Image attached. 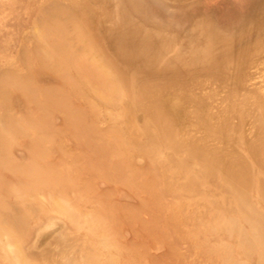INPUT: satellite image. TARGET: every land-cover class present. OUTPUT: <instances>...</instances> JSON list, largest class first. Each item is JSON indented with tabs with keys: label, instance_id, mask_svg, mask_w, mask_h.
Masks as SVG:
<instances>
[{
	"label": "rangeland",
	"instance_id": "1",
	"mask_svg": "<svg viewBox=\"0 0 264 264\" xmlns=\"http://www.w3.org/2000/svg\"><path fill=\"white\" fill-rule=\"evenodd\" d=\"M0 264H264V0H0Z\"/></svg>",
	"mask_w": 264,
	"mask_h": 264
},
{
	"label": "bare ground",
	"instance_id": "2",
	"mask_svg": "<svg viewBox=\"0 0 264 264\" xmlns=\"http://www.w3.org/2000/svg\"><path fill=\"white\" fill-rule=\"evenodd\" d=\"M262 1V0H261ZM94 2V1H93ZM110 3V2H109ZM104 4V3H103ZM62 5V4H61ZM77 5H78V3H77ZM181 5V4H180ZM120 7V6H119ZM69 8V7H68ZM91 9V8H90ZM64 12V15L66 16V19L68 18L70 21H72V18H74V17H79V16H81L80 14H75V13H73V9L71 8V10H69V9H64V8H61L60 6H57V5H50V7H48V8H45V11H44V14L46 15V16H51V18L53 19V21L55 22V21H58L59 20V17H58V13L57 12ZM125 11V10H124ZM96 12V11H95ZM113 12V11H112ZM116 12V11H115ZM114 12V13H115ZM130 13V12H129ZM73 14V15H72ZM63 15V16H64ZM89 15V14H88ZM96 15V14H95ZM94 15V16H95ZM121 15V14H120ZM62 16V17H63ZM61 17V16H60ZM124 17V16H123ZM95 18H96V16H95ZM94 18V19H95ZM69 20H67V21H69ZM112 20V19H111ZM206 21V20H205ZM205 21H204V23H205ZM263 21V20H262ZM112 22V21H111ZM207 22V21H206ZM256 22V21H255ZM254 22V23H255ZM129 23V22H128ZM252 24V23H251ZM97 26V25H96ZM255 27V26H254ZM261 28V27H260ZM254 30V29H253ZM251 31V30H250ZM101 33V32H100ZM107 33H108V31H107ZM129 36V35H128ZM139 36L141 37V38H147V37H149V35H147V34H145L144 33V31L143 30H140L139 31ZM152 39H155V40H158L159 39V35L158 34H153L152 36H150ZM149 37V38H150ZM206 37V36H205ZM262 37V36H261ZM111 39H113V38H111ZM124 39H126V38H124ZM88 40H89V38H88ZM112 41V40H111ZM113 41H115V40H113ZM125 42V41H124ZM223 42V41H222ZM115 43V42H114ZM227 43V42H226ZM92 43H91V41L89 40V44H87V47L86 48H84V49H81V51H86V52H92V55H91V58H93L94 60L95 59H97L98 61L96 62V60H95V62H96V64L97 65H99V66H97L98 68H99V70H100V72L101 73H103V75L105 76V77H114V76H116L115 74H116V72H113V69L115 68V69H117V67H115V66H113V65H111V63L110 62H105V61H103V59H101L100 58V56L101 55H99V53L98 52H96V51H94V53H93V51H92V45H91ZM109 44V43H108ZM108 44H106V45H108ZM113 45H115V44H113ZM167 46V45H166ZM195 46H197V45H195ZM252 45H246V46H244L243 48H242V50L240 51V53H236V54H233V53H231L232 55H230V56H227V57H225V58H223V59H221V60H219L218 62H221V61H225V60H227V59H230V58H232V57H236V56H242V54L246 51V50H249L250 48H253V47H251ZM201 48V47H200ZM198 49V48H197ZM125 50V49H124ZM256 50V49H255ZM262 50V49H261ZM260 50V51H261ZM179 51V50H178ZM223 51H224V49H223ZM237 51V50H236ZM200 52V51H199ZM198 53V52H197ZM165 54V53H164ZM119 55V54H118ZM205 55V54H204ZM244 55V54H243ZM225 56V55H224ZM152 57H154V56H152ZM205 57V56H204ZM217 59V58H216ZM220 59V58H219ZM239 59H241V58H239ZM93 60V61H94ZM100 60H102V63H100ZM237 60V59H236ZM173 61V60H172ZM182 61V60H181ZM184 61V60H183ZM241 60H239V62H240ZM172 63V62H171ZM221 65V64H220ZM211 66V65H210ZM217 66V65H216ZM154 68V67H153ZM153 68H151V69H153ZM173 68V67H172ZM171 68V69H172ZM157 69V68H156ZM159 70L161 69V68H158ZM174 70H175V68H173ZM118 70V69H117ZM191 70V69H190ZM201 70V69H200ZM199 70V71H200ZM205 70V69H204ZM157 71V70H156ZM173 71V70H172ZM183 71V70H182ZM187 71V70H186ZM185 71V73H188V72H186ZM191 71H194L193 69L191 70ZM144 72V71H143ZM152 72V71H151ZM159 72V71H158ZM198 72V71H197ZM201 72V71H200ZM162 73V72H161ZM179 73V72H178ZM184 73V74H185ZM155 74V73H154ZM153 74V75H154ZM183 74V73H182ZM110 75V76H109ZM185 76V75H184ZM117 77V76H116ZM164 77V76H163ZM153 78V77H152ZM156 78V77H155ZM179 78V77H178ZM111 79V78H110ZM111 81H114V80H111ZM115 83H118V79H116V81H114ZM131 82V81H130ZM176 84L177 83H175L174 81H169V80H165V81H163V82H161V83H148V84H145V85H143V87L141 88V91L139 92V93H143V94H145V95H147L148 97H149V93H151V91H153L154 89H157V88H163L164 87V89H170V88H172V87H176ZM211 84V83H210ZM160 86H163V87H160ZM151 97V96H150ZM149 97V98H150ZM181 98V97H180ZM180 98H178V96H177V98H175L174 99V97L173 96H170V95H165V98L163 99L164 100V102H165V106L167 105H172L173 106V104H174V106L176 105L175 103H178L177 102V100L179 99L180 100ZM149 100V103L151 102L152 103V100H154V99H152L151 100V98L150 99H148ZM164 102H163V104H164ZM182 103V100H181V102L179 103V105H182L181 104ZM184 103V102H183ZM185 104H183V106H184ZM166 106V107H167ZM177 107H178V104H177ZM172 108V107H171ZM176 107H174V109H175ZM135 110V109H134ZM171 111V110H170ZM135 112V111H134ZM172 114V113H171ZM136 115V114H135ZM134 115V116H135ZM180 116V115H179ZM193 118V117H192ZM175 119V118H174ZM179 119H180V117H179ZM135 121V120H134ZM177 121V120H176ZM180 121V120H179ZM189 130V129H188ZM239 131V130H238ZM254 133V132H253ZM193 135H195V134H193ZM192 135V136H193ZM250 136V135H249ZM196 137V136H195ZM201 137V136H200ZM199 137V138H200ZM198 138V137H197ZM195 141V140H194ZM211 149V148H210ZM256 149V148H255ZM23 156V155H22ZM132 157V156H131ZM141 159H143L142 157H141ZM144 161V160H143ZM141 163H143V162H141ZM140 166V165H139ZM138 166V167H139ZM192 169V168H191ZM194 171H195V169H194ZM196 171H198V169L196 170ZM175 182V181H174ZM238 185V184H237ZM177 187H178V185H177ZM241 187V186H240ZM54 218V217H53ZM51 218H49V220H50ZM52 220V219H51ZM54 220H55V218H54ZM53 220V221H54ZM47 221V220H46ZM48 222V224L50 223L49 221H47ZM46 223V222H45ZM52 223H54V222H52L51 221V224ZM48 224H46V225H48ZM56 224V223H55ZM63 226H64V224H62ZM61 225V226H62ZM55 226V225H54ZM54 226L53 227H51V225L49 226V228L50 229H52V228H54ZM62 226V227H63ZM44 227V226H43ZM58 227V226H57ZM65 227V226H64ZM49 228H48V231L46 232L45 231V229H43L44 230V233H40L39 235V237L40 238H42V237H45L44 236V234H45V232H46V234L48 233V241H49V239H51V238H49V231H51V230H49ZM56 228V227H55ZM54 228V229H55ZM59 229L61 228L60 226L58 227ZM57 230V228H56V230L57 231H60V230ZM63 229V228H62ZM39 230V229H38ZM38 230H36V232H38ZM41 230V229H40ZM39 230V231H40ZM63 230H65V229H63ZM63 230H62V232H63ZM36 232H35V234H36ZM43 232V231H42ZM53 232L54 231H52V234H53ZM56 232V231H55ZM54 232V233H55ZM61 232V231H60ZM62 232H61V234H62ZM64 233V232H63ZM55 234H60V233H55ZM60 234V235H61ZM41 235H42V237H41ZM54 235V234H53ZM34 236V235H33ZM50 236H52V235H50ZM56 236V235H55ZM38 237V236H37ZM37 237H35V239H37ZM47 237V236H46ZM56 237H58V236H56ZM60 237V236H59ZM33 239V238H32ZM39 239V238H38ZM45 239V238H44ZM43 239V240H44ZM53 239L54 238H52V241H53ZM42 240V241H43ZM62 240V239H61ZM34 241V240H33ZM37 240H35V242H36ZM48 241H45L46 242V244H48L47 242ZM39 242V244L40 245H43V244H41L40 242L41 241H38ZM38 242H36V243H38ZM33 244H34V242H32ZM43 243V242H42ZM50 243V242H49ZM51 243H53V242H51ZM38 244V245H39ZM45 244V243H44ZM45 244V247L46 246H48V245H46ZM51 245V244H50ZM29 246L30 245H28L27 247H28V249H29ZM33 246V245H32ZM31 246V247H32ZM44 246V245H43ZM27 247H24V249H26ZM36 247H37V245H36ZM44 247V248H45ZM51 247V246H50ZM40 248H41V246H40ZM28 249H26V251L28 250ZM37 249H38V247H37ZM46 249H48L49 250V248L48 247H46ZM45 249V250H46ZM31 250V249H30ZM30 250H28L29 252H30ZM35 250V249H34ZM34 250H31V251H34ZM43 250V249H42ZM41 249H40V251H42ZM36 253V252H35ZM38 253V252H37ZM27 254H28V252H27ZM32 254V253H31ZM29 255V254H28ZM33 255V254H32ZM35 255V254H34ZM29 256H31V255H29ZM32 257H34V256H32Z\"/></svg>",
	"mask_w": 264,
	"mask_h": 264
}]
</instances>
